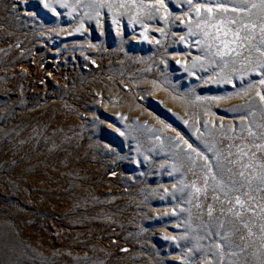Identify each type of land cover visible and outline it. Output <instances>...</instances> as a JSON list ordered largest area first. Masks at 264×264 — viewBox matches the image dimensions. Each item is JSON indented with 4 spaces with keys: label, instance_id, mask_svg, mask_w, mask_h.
I'll list each match as a JSON object with an SVG mask.
<instances>
[{
    "label": "rangeland",
    "instance_id": "obj_1",
    "mask_svg": "<svg viewBox=\"0 0 264 264\" xmlns=\"http://www.w3.org/2000/svg\"><path fill=\"white\" fill-rule=\"evenodd\" d=\"M211 2L239 40L188 0H0V264H264V7Z\"/></svg>",
    "mask_w": 264,
    "mask_h": 264
},
{
    "label": "snow or ice",
    "instance_id": "obj_2",
    "mask_svg": "<svg viewBox=\"0 0 264 264\" xmlns=\"http://www.w3.org/2000/svg\"><path fill=\"white\" fill-rule=\"evenodd\" d=\"M190 8L194 9L196 16L200 17L201 13H204L205 19H204V25L206 28H215L217 38L222 33L225 37H227L229 34L233 37V43L236 40H239L241 37L239 35L241 28H247V25H239L235 31H233L232 27L230 25H236L238 23V17L235 18H228L227 13H237L246 11V9L241 8L239 6H234L231 9H229L224 3H212L211 0H209L208 3H197L195 5L192 4V0H188ZM155 4L158 5L155 7L156 11H160V9H165L166 6L163 3V0H155ZM47 6V5H46ZM63 6V5H62ZM250 7H256L255 4L250 5ZM261 7H264V0H261ZM198 27L199 22H198ZM191 30V29H190ZM206 36L208 35L207 32L204 33ZM225 46H227L228 41H224ZM264 83V81H262ZM261 99H264V97H261ZM190 147V146H189Z\"/></svg>",
    "mask_w": 264,
    "mask_h": 264
}]
</instances>
